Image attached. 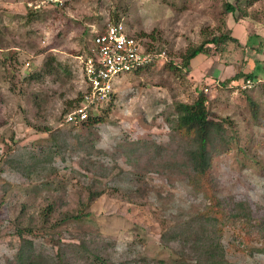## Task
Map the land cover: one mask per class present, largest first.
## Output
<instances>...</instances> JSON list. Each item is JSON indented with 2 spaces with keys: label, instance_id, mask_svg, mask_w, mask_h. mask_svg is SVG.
<instances>
[{
  "label": "rangeland",
  "instance_id": "obj_1",
  "mask_svg": "<svg viewBox=\"0 0 264 264\" xmlns=\"http://www.w3.org/2000/svg\"><path fill=\"white\" fill-rule=\"evenodd\" d=\"M225 3L235 1L0 0V264L13 260L21 227L60 264H202L171 236L209 206L204 183L188 182L195 171L174 109L198 91L223 127L208 145L206 187L227 210L244 204L263 233L240 251L225 226L224 259L264 264V0L231 13ZM115 21L164 54L114 78L91 110L97 121L66 122L85 91L78 56ZM224 32L239 42L182 67L190 46Z\"/></svg>",
  "mask_w": 264,
  "mask_h": 264
},
{
  "label": "trees",
  "instance_id": "obj_2",
  "mask_svg": "<svg viewBox=\"0 0 264 264\" xmlns=\"http://www.w3.org/2000/svg\"><path fill=\"white\" fill-rule=\"evenodd\" d=\"M234 1L235 4L225 3L224 10L226 12L231 13L237 9V4H240L241 0ZM140 38L142 39V36ZM228 40L239 42L237 37L230 35L229 32H224L213 35L210 39L203 40L197 45L190 46L181 56L182 67H188L190 60L198 54H208L212 52V46L217 49L219 45ZM144 47L148 50H155L146 42ZM254 75L251 72L244 75V77L246 80H250V78L253 79ZM240 77L242 76L237 73L228 81L238 80ZM207 101L208 99L203 91H198L192 102H177L174 106L177 115L176 129L189 142V157L195 171V174L189 177L188 182L199 190L204 183L203 188L207 196L206 199L209 201V206H206L205 210H201L189 219L186 228L175 229L171 236L181 238L183 246L189 245L190 252L202 264H227V260L224 259L225 248L220 242L221 237H219L220 234H223L225 226L229 225L232 229L234 236L231 244L240 251H249L250 248L246 242L248 241L249 243L258 239L263 233L259 227V219H254L250 212H246L244 204H236L234 207L237 210H227L220 206L218 199L206 187L205 183L208 180L212 159V154L208 151V145L213 144L215 137L220 135V131L223 128L220 121L210 118ZM95 121H97V118L90 111L87 119L80 123H94ZM78 216H80L79 213L73 214L74 218ZM207 224L213 228L210 234L206 231ZM24 230L23 227L17 229L20 244L13 260L8 264H50L49 260H52L53 264H60L58 255L49 259L47 255L36 251L32 239L25 236ZM27 231H29V228H27Z\"/></svg>",
  "mask_w": 264,
  "mask_h": 264
},
{
  "label": "built area",
  "instance_id": "obj_3",
  "mask_svg": "<svg viewBox=\"0 0 264 264\" xmlns=\"http://www.w3.org/2000/svg\"><path fill=\"white\" fill-rule=\"evenodd\" d=\"M163 54L146 49L140 38L126 31L122 22L106 23L93 34L88 53L78 56L85 91L78 105L65 114L64 120L69 123L86 120L93 108L112 96L114 78L145 69Z\"/></svg>",
  "mask_w": 264,
  "mask_h": 264
}]
</instances>
